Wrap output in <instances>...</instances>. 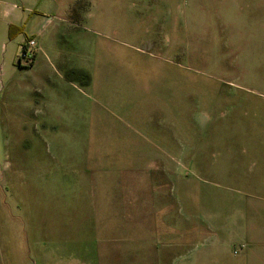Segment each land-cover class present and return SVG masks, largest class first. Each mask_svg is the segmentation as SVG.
<instances>
[{
    "label": "rangeland",
    "instance_id": "obj_1",
    "mask_svg": "<svg viewBox=\"0 0 264 264\" xmlns=\"http://www.w3.org/2000/svg\"><path fill=\"white\" fill-rule=\"evenodd\" d=\"M52 1L58 6L56 10L48 0L40 5L0 0V10L16 5L27 24L18 27L20 33L11 41L9 27L5 32L0 28V264H42L38 251L50 243L42 230L51 228L54 235L50 238L60 246L57 250H64L60 252L64 260L59 257L53 264H126L128 258L137 259L143 254V225L151 220L142 218L147 208L143 198L173 194L170 180L174 179V171L150 172L151 184L143 178L147 173L138 171L89 173L87 180L93 179L96 185V197L92 194V199L83 195L90 188L83 187L87 183L82 175L75 185L66 188L64 198L59 200L61 205L56 203L63 211L65 199L71 216L80 217L59 220L53 218V193L55 199L62 196L58 190L65 186L66 179L57 178L58 182L48 186L47 175H40L45 173L47 156L51 163L58 162L51 133L70 135L72 141L80 139L85 145L98 140L106 152L102 164L132 166L139 157L131 155L142 150L156 155L152 156V167H168L163 161L167 160L173 169L181 159L175 155L174 144L169 145L158 137L159 132L156 136L146 127L151 105L153 127L162 126L166 116L181 117L177 151L183 152L184 164L187 155L194 154L196 159L192 168L185 164L183 181L205 180L207 118L212 115V105L215 103L216 112L220 109L227 89L224 84L236 80L241 69L246 67L263 76L256 69L261 61L255 50L248 60L240 55V6L244 8L245 0H78L72 6V16L64 12L73 0ZM167 6L172 8L171 13ZM38 17L40 26L56 28L51 41L57 50L71 55L66 63L58 61L55 51L48 50L52 62L74 68L77 63L72 57L78 53L86 56V64L98 67V85L85 97V117H76L77 105H63L64 95L71 90L65 80L47 76L54 86L49 91L47 85L37 86V79L32 81L34 77L27 69L34 62L29 67L18 65L23 45L32 38L25 39L33 32L31 21ZM71 20L70 25L61 24ZM166 22L170 28L164 27ZM96 42L98 53L93 47ZM14 62L23 69L21 89L10 87ZM69 75L74 80L67 81L84 86L79 75ZM37 77L38 83L43 81L41 75ZM52 91L62 104L55 110L62 121L68 118L69 122L46 123L45 104L52 100L48 98H53L49 95ZM81 99L78 96L76 102ZM143 110L146 112L139 113ZM98 145V152H102ZM131 196H135V205L118 203ZM132 207L136 220L122 211ZM150 207L158 212L157 203ZM115 208L119 213L114 212ZM157 217H152L155 223ZM145 238L158 244L157 235ZM78 249L81 252H74Z\"/></svg>",
    "mask_w": 264,
    "mask_h": 264
},
{
    "label": "crops",
    "instance_id": "obj_2",
    "mask_svg": "<svg viewBox=\"0 0 264 264\" xmlns=\"http://www.w3.org/2000/svg\"><path fill=\"white\" fill-rule=\"evenodd\" d=\"M24 3L31 2L33 5H40L42 0H22ZM48 4L52 9L56 10L55 2L48 0ZM69 6L64 14L72 16L74 2ZM168 2V0H165ZM171 13L172 8L168 7ZM19 7L16 5L0 10V28L6 30L9 27L13 28V35L10 32L8 39L12 40L20 33L18 27H27L24 24V18L17 12ZM48 9V8H47ZM253 13V14H252ZM66 16V17H67ZM72 21L61 24H72ZM169 22V21H168ZM164 25L169 27L171 25ZM75 25V24H74ZM240 51L241 57L248 60L249 55L255 50L258 53V58L261 61L256 67L257 72L264 76V0H245L244 8L240 6ZM30 30H33L30 37H35L37 41V53L34 64L27 69L32 73L33 82L37 79L39 87L43 84L47 85L49 91L53 90V81L49 77H58L65 80L70 85V93L64 95L65 99L61 102L68 107H78L75 109V115L78 118L86 116L87 104L85 97L91 95L89 92L98 85V67H92L86 64V56L76 54L72 57L76 61L74 68H66L62 64L52 62L48 50L55 51L58 61H65L71 56L69 52L57 50L54 41H51L53 32L56 33V28L52 25L40 26V19L31 21ZM21 31V35H22ZM10 40V41H11ZM24 40V39H23ZM24 43L22 41L19 45ZM95 53H98V43L93 44ZM94 61V60H93ZM94 61V64H96ZM62 65V66H61ZM84 71L90 75V83L87 86L67 81L65 75L68 71ZM13 73L10 87H22L21 72L23 69L16 66L14 62ZM47 74V75H46ZM19 75V77H16ZM41 75L43 81L38 83V77ZM258 76L249 69H241L236 80H229L224 84L227 89L223 91V101L221 107L217 110L213 109L212 115L207 118V141H206V156H205V180L198 183L194 181H183L184 166H194L196 159L192 155L185 157L183 160V152L177 151V138L182 132L181 117L166 116L162 118V126L153 127L151 122L152 111L149 105L145 123L148 131L161 139H164L169 145L175 146V155L181 157L178 160V166L171 168V163L167 160L165 164L168 167H152V153H143L142 150H137L134 155H131L138 160V163L132 166L115 165L111 163L102 164L101 160L106 156L103 149L98 145V140L85 145L82 140L72 141V137L53 135L51 133V146L54 150V157L57 158V163H51L47 156L45 173L40 174L47 177L48 186L51 183L58 182L57 178L66 179L65 186L58 190L62 195L59 199L54 197V212L53 218L59 220L79 218L80 216H71L67 201L63 211L60 207H56V203L60 206L59 200L64 198L66 188L75 185L77 179L85 175L83 179L86 181L84 188L86 193L83 195L89 199L96 192L93 189L96 187L93 179L87 180V175L96 171L104 172H143L147 173V178L143 175L144 180L151 184L150 172L152 171H174L173 188L171 195H151L144 197L143 203L147 204L143 209V219L148 220L144 223L143 233V254L142 257L128 258L126 264H264V77ZM67 79V80H66ZM235 79V78H234ZM233 81V82H231ZM251 84H249V83ZM51 87V88H50ZM53 91L48 96L45 107H48L46 112V123H67L66 118L60 119L61 116L56 109L59 104L53 96ZM78 96L84 100L76 102ZM209 107V106H208ZM53 109V113L51 109ZM164 110V109H163ZM145 110L139 111L144 113ZM146 112V111H145ZM148 114V113H147ZM98 117V116H97ZM145 125V124H144ZM156 131V133H155ZM161 133H164L161 136ZM79 145V147H76ZM102 152H98L97 146ZM93 156L100 157L99 159ZM122 157V156H119ZM183 157V158H182ZM107 159V157H106ZM66 162V163H65ZM171 165V167L169 165ZM30 171H33L30 169ZM202 171V168H201ZM37 172L36 178L38 179ZM34 178V172L31 175ZM68 177H74L72 180ZM191 178V177H190ZM169 181V180H168ZM145 182V181H143ZM55 186V185H54ZM155 186V185H153ZM135 187V184L132 188ZM149 188L151 185L148 186ZM93 192V193H92ZM86 194V195H85ZM135 196L121 199L119 204L135 205ZM95 199V198H94ZM93 199V200H94ZM151 203H157V213L150 207ZM119 208H115V213H119ZM123 213L134 217L135 208L122 209ZM158 214L157 222L152 219L153 215ZM154 220V221H153ZM158 232H156V231ZM44 236L49 237L47 241L50 243L38 251V256L42 264H53L58 261L60 252L53 242V228L42 230ZM158 236V244H152L153 239L147 240L145 236ZM153 250L151 251V245ZM149 245V246H148ZM82 257L85 259L87 251L83 246ZM81 252L79 249L74 252ZM59 252V253H58ZM78 252V253H79ZM71 254V250H70ZM81 256V255H80ZM79 256V257H80ZM136 257V255H134ZM66 257H69L67 255Z\"/></svg>",
    "mask_w": 264,
    "mask_h": 264
},
{
    "label": "built area",
    "instance_id": "obj_3",
    "mask_svg": "<svg viewBox=\"0 0 264 264\" xmlns=\"http://www.w3.org/2000/svg\"><path fill=\"white\" fill-rule=\"evenodd\" d=\"M37 51V44L34 37H32L26 45H23L20 55L18 57V65L29 67L33 64Z\"/></svg>",
    "mask_w": 264,
    "mask_h": 264
},
{
    "label": "trees",
    "instance_id": "obj_4",
    "mask_svg": "<svg viewBox=\"0 0 264 264\" xmlns=\"http://www.w3.org/2000/svg\"><path fill=\"white\" fill-rule=\"evenodd\" d=\"M11 31V34L13 35V28H11L10 29ZM70 73H72V74H76V75H79L80 77H81V79H82V81H81V83L84 85V86H87V85H89V83H90V76H89V74H87L86 72H83V71H71V72H69V74ZM67 75L66 77H67V79L68 80H70V81H73L74 80V78H72V76L71 75Z\"/></svg>",
    "mask_w": 264,
    "mask_h": 264
}]
</instances>
